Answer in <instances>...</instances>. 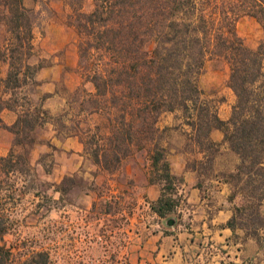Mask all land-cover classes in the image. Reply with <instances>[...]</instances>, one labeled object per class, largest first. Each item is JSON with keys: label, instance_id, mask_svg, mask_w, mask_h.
Segmentation results:
<instances>
[{"label": "trees", "instance_id": "obj_1", "mask_svg": "<svg viewBox=\"0 0 264 264\" xmlns=\"http://www.w3.org/2000/svg\"><path fill=\"white\" fill-rule=\"evenodd\" d=\"M84 1L69 0V4L71 25L81 38L79 65L94 88L87 97V113L107 115L105 130L97 125L86 139L80 136L92 163L115 170L132 148L142 149L151 142L150 182L161 184V193L149 206L159 217H167L179 201L180 177L170 172L165 151L156 140L159 116L181 112L208 161L217 150L210 132L218 128L223 142L238 157L234 170L221 174L231 186L233 214L228 225L256 238L264 228V37L255 49L249 48L237 35L235 23L247 14L264 30V0H92L88 11L83 10ZM5 4L7 21L16 28L22 26L26 37L22 39L18 32L7 47L10 67L3 81L5 90L14 94L25 81L33 82L37 68L22 60L30 35L23 0ZM209 54L229 65L227 85L235 102L227 120L218 117L200 86ZM2 108L17 116L10 126L5 125L14 138L9 152L0 156V172H34L29 156L35 139L29 132L46 121L48 110L27 98L18 103L15 96L0 104ZM58 121L60 130L68 129L60 117ZM77 128L71 134L78 135ZM14 146L22 150L15 151ZM4 232L0 227V236ZM8 253L0 246V264ZM32 258L31 264H50L44 252Z\"/></svg>", "mask_w": 264, "mask_h": 264}, {"label": "rangeland", "instance_id": "obj_2", "mask_svg": "<svg viewBox=\"0 0 264 264\" xmlns=\"http://www.w3.org/2000/svg\"><path fill=\"white\" fill-rule=\"evenodd\" d=\"M5 1L0 0V104L9 97H17L18 103L27 98L48 113L46 121L29 132L35 139L29 156L34 172L16 176L0 172V227L5 231L0 246L4 253L9 251L3 264H31L36 252L46 253L50 264H133L130 257L156 218L141 178L135 169L127 171L126 166L151 162V142L142 149L132 148L115 170L108 171L92 163L83 144L63 141L73 136L76 126L79 140L80 136L83 140L89 137L97 125L105 130L107 117L104 113H87V97L94 88L79 65L81 38L71 25L69 0H23L30 35L29 42H24L22 60L37 71L33 82L25 81L14 94L6 91L3 80L10 67L7 47L14 43L18 32L22 39L26 37L22 26L16 28L7 21ZM91 8L92 0H85L83 10ZM260 29L264 31L256 18L247 14L240 15L235 23L237 35L252 49L260 40ZM30 72L25 70L28 75ZM228 76L227 61L209 54L200 86L216 113L223 114L230 105V96L222 86ZM83 107L86 110L82 111ZM59 117L68 129L60 130ZM156 127V140L166 159L170 150H175L187 153V163H193L198 144L181 112L162 113ZM2 128L6 127L0 117ZM214 143L217 150L213 159H204L201 168L205 175L233 171L237 156L225 142ZM13 149L22 150L21 146ZM140 150L143 152L138 156ZM241 185L239 182L238 187ZM60 188L62 192L57 190ZM176 188L178 193V184ZM240 198L241 193L235 201ZM255 240L257 263L264 264V228L258 230Z\"/></svg>", "mask_w": 264, "mask_h": 264}, {"label": "crops", "instance_id": "obj_3", "mask_svg": "<svg viewBox=\"0 0 264 264\" xmlns=\"http://www.w3.org/2000/svg\"><path fill=\"white\" fill-rule=\"evenodd\" d=\"M258 32L260 40L253 45L256 47L264 37L262 29ZM227 80L222 86L230 96V105L223 114L218 111L217 115L222 120L229 118L230 107L235 99ZM169 114L173 115V112ZM16 116V112L8 108L0 110V117L6 126H10ZM165 124L171 123L165 121ZM12 138L13 135L8 129H0V156L8 153ZM210 139L213 142L223 141L222 130L213 128ZM63 141L74 142L76 146L82 145L74 134L67 136ZM142 152L138 151V156ZM195 154L196 159L189 165L187 153L175 150L168 153L170 172L180 177L177 193L179 203L167 217H159L151 211L156 220L152 228L143 235L130 260L132 259L133 264H258L255 256L258 251L255 238L245 236L241 228H231L228 225V220L233 214L229 199L230 184L221 177V174L205 175L204 168H201L206 153L197 147ZM139 160L140 158L137 159ZM147 161L145 164L136 162L132 163L135 166L127 165L126 170H136L144 185L145 197L151 202L160 195L161 184L150 182L153 169L150 160ZM168 217L175 218L172 226L165 224Z\"/></svg>", "mask_w": 264, "mask_h": 264}, {"label": "water", "instance_id": "obj_4", "mask_svg": "<svg viewBox=\"0 0 264 264\" xmlns=\"http://www.w3.org/2000/svg\"><path fill=\"white\" fill-rule=\"evenodd\" d=\"M175 222V218L174 217H168L166 220H165V224L168 225V226H172Z\"/></svg>", "mask_w": 264, "mask_h": 264}]
</instances>
